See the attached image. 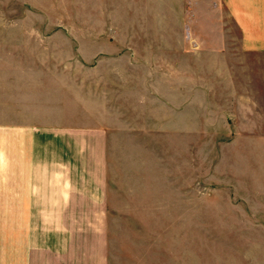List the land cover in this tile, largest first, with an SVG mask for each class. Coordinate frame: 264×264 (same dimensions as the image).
Masks as SVG:
<instances>
[{
    "label": "crops",
    "instance_id": "0c3cea01",
    "mask_svg": "<svg viewBox=\"0 0 264 264\" xmlns=\"http://www.w3.org/2000/svg\"><path fill=\"white\" fill-rule=\"evenodd\" d=\"M63 54L78 82L41 66ZM153 132L161 152L208 140L228 190L156 200L176 224L159 264H202L201 245L224 252L205 264H264V0H0V264H109L111 140ZM204 216L227 225L184 237L177 220Z\"/></svg>",
    "mask_w": 264,
    "mask_h": 264
},
{
    "label": "rangeland",
    "instance_id": "374dc122",
    "mask_svg": "<svg viewBox=\"0 0 264 264\" xmlns=\"http://www.w3.org/2000/svg\"><path fill=\"white\" fill-rule=\"evenodd\" d=\"M42 31L41 33L44 35L45 31ZM231 35L234 46L236 32L233 28ZM41 40L45 39L41 38ZM41 50L40 54H49L46 52L47 48L44 43H41ZM65 56L66 59L41 58V66H53L56 69L62 67L64 63L67 66H72L73 71L68 78L78 82L79 64L75 65L74 63L79 61L77 59L79 54H63V57ZM68 56L70 58H67ZM68 62L73 64L69 65ZM87 65L91 66L92 63ZM60 72H62L61 69ZM58 74L61 78H65L61 73ZM174 141L168 139L166 149L162 147L163 152H161V140L156 132L146 139L122 137L111 140L108 154L109 186H111V193L115 195V200H119V204H115V206L120 205L122 212L129 213L109 215V264H159L160 250L158 242L155 243V241L159 238L160 228L167 227L170 231L171 227L176 226L175 220L159 218V214L156 212L159 210V203L156 200H159L160 196H207L228 193L223 183L221 186L215 185L216 181L211 178L213 171L209 164L208 140H201L199 151L198 149L196 151L199 154L195 153V155L191 138L184 139L179 149L175 148ZM135 197L151 199L154 213L150 218L130 212L137 204L128 201ZM177 222L185 232V234L183 232L184 237H190L191 234L186 232L193 226L197 227L202 241L209 238V229L223 228L227 225L222 219H209L206 216L194 220L183 218ZM148 232L150 233L148 234ZM144 238H147L150 244L142 245L143 243L138 244L139 242L135 241ZM117 239L118 241H116ZM177 252V250L168 249L167 257L174 260ZM191 252L185 249L183 256L187 258ZM194 254H198L200 262L205 264L208 261V255L218 257L224 252L208 251L206 245H201V248L195 250ZM179 256H181V251Z\"/></svg>",
    "mask_w": 264,
    "mask_h": 264
}]
</instances>
